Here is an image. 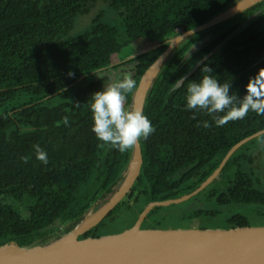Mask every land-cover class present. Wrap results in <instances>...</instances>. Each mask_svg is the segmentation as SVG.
<instances>
[{
	"label": "trees",
	"instance_id": "trees-1",
	"mask_svg": "<svg viewBox=\"0 0 264 264\" xmlns=\"http://www.w3.org/2000/svg\"><path fill=\"white\" fill-rule=\"evenodd\" d=\"M100 1L119 15V22L106 24L98 16L88 31L73 35L78 16ZM237 1L0 0V245L15 241L27 247L48 241L59 235L58 226L56 232L51 228L58 221L67 233L94 203L109 199L134 147L120 152L102 146L90 131V96L114 82L120 71L133 72L138 86L168 48L167 40L207 23ZM144 38L159 44L145 54L121 58L124 49ZM204 64L221 83L231 82L230 92L245 94L249 80L264 68V2L185 40L166 61L143 112L155 131L139 140L144 163L126 199L139 192L146 205L189 194L235 145L264 130V116L254 112L205 128L204 121L211 123L208 115L197 112L194 118L185 110L187 86L202 78ZM182 76L187 80L177 87ZM135 90L127 94L126 109L132 107ZM257 143L261 145L254 146ZM36 144L48 153L46 165L35 158ZM94 181L96 190L90 192ZM220 187L219 196L214 182L186 204L204 198L216 199L221 208L264 203V135L230 158ZM238 214L227 218L224 226H249ZM105 223L82 238L113 234ZM133 223L128 221L117 232ZM171 223L176 218L154 220L147 227L166 228Z\"/></svg>",
	"mask_w": 264,
	"mask_h": 264
},
{
	"label": "water",
	"instance_id": "water-1",
	"mask_svg": "<svg viewBox=\"0 0 264 264\" xmlns=\"http://www.w3.org/2000/svg\"><path fill=\"white\" fill-rule=\"evenodd\" d=\"M263 2L264 0H238L207 23L181 34L182 37L177 35L166 41L169 44L166 51L140 79L131 108L144 112L152 85L171 54L185 40L223 24ZM262 135L264 130L235 145L217 170L192 193L178 199L149 204L134 225L121 232L82 238L111 214L140 177L144 162L142 147L138 141L128 168L113 187V193L107 202L98 209H89L74 229L49 244L27 247H20L15 241L4 244L0 247V264H264V225L205 229L196 225L190 228H142L146 216L154 207L188 202L218 178L226 163L241 147Z\"/></svg>",
	"mask_w": 264,
	"mask_h": 264
},
{
	"label": "clouds",
	"instance_id": "clouds-1",
	"mask_svg": "<svg viewBox=\"0 0 264 264\" xmlns=\"http://www.w3.org/2000/svg\"><path fill=\"white\" fill-rule=\"evenodd\" d=\"M200 72L203 73L202 78L192 80L187 86L185 110L192 111L194 118L197 112L208 115L211 123L206 120L202 124L203 127H220L229 121L242 120L249 112L264 116V68L249 80L242 97L230 92L231 82L221 83L214 75V70L207 64L200 68ZM68 75L73 76L74 73L69 72ZM186 80L187 76H182L176 86L181 87ZM136 87L137 81L133 72L124 71L119 79L107 85L103 84L101 91L90 96V131L102 146L106 144L125 152L132 149L141 138L148 139L155 131L152 122L141 110L125 108L127 94L133 92ZM63 122L67 125L68 118L65 117ZM33 150L35 158L46 165L47 151L39 144L34 145Z\"/></svg>",
	"mask_w": 264,
	"mask_h": 264
},
{
	"label": "flooded vegetation",
	"instance_id": "flooded-vegetation-1",
	"mask_svg": "<svg viewBox=\"0 0 264 264\" xmlns=\"http://www.w3.org/2000/svg\"><path fill=\"white\" fill-rule=\"evenodd\" d=\"M151 49V48H150ZM135 57V56H133ZM130 58V57H128ZM121 71L119 72V76H117V78L119 79L120 76H121ZM226 157V156H225ZM224 157V158H225ZM233 157V156H232ZM231 157V158H232ZM224 160V159H223ZM222 160V161H223ZM230 160V159H229ZM229 162V161H228ZM228 162L226 163V165L228 164ZM222 163V162H221ZM225 165V167H226ZM220 166V165H219ZM224 167V169H225ZM224 169L222 170L221 174L223 173ZM217 170V169H216ZM215 170V171H216ZM214 171V172H215ZM221 174L218 176V178L214 181L216 182L217 184V189H218V193H217V196H219L221 194V188L220 185H221ZM205 182V181H204ZM213 182V183H214ZM212 183V184H213ZM202 184V183H201ZM200 184V185H201ZM211 184V185H212ZM199 185V186H200ZM209 187V186H208ZM207 187V188H208ZM133 188V187H132ZM198 188V187H197ZM196 188V189H197ZM206 188V189H207ZM195 189V190H196ZM205 189V190H206ZM194 190V191H195ZM204 190V191H205ZM215 191V190H214ZM192 193V192H191ZM202 193V192H201ZM132 194V190L131 192L127 195V197L129 195ZM190 194V193H189ZM200 194V193H199ZM187 195V194H186ZM198 195V194H197ZM196 195V196H197ZM184 196V195H183ZM194 196V197H196ZM182 197V196H181ZM193 197V198H194ZM110 198V197H109ZM180 198V197H179ZM178 199V198H176ZM192 199V198H191ZM190 199V200H191ZM171 200H174V199H171ZM189 200V201H190ZM108 201V200H107ZM106 201V202H107ZM167 201V200H166ZM98 202L100 203H105V200H99ZM158 202H163V201H158ZM97 203V202H96ZM153 202H150L148 204L145 205L144 201L142 200H139V192L136 194H133L132 197H129L128 199H126V201L124 203H121L119 204L118 206H120L118 208V206L115 208L117 209L118 208V211L113 213L115 211V209L111 212V214H109L103 221H105L106 223L105 224H109V225H116V227H118L119 225H123L125 223H127L128 221H132L135 223V221L140 217V215L142 214V212L145 210V208L151 204ZM190 205V206H189ZM236 205V204H235ZM238 207H243V206H249V207H252V206H261L260 210H257L255 211V214L257 217H263L264 218V203H248V202H244V203H239L237 204ZM181 207H183L181 209ZM158 208H166L164 210H160V211H156L155 214H152L156 209ZM172 209H175L176 211H174L177 215L174 217L176 218V225L174 226V228H177V227H183V228H190L191 226L193 225H196L198 226L199 228H202V229H205V228H209L206 226V223L205 222H208V221H211V220H214V219H223L226 221L225 218H218L219 215H226L228 212H229V207H225V208H221L220 205H219V202L216 200V199H212L211 201L210 200H207V198H204V199H199L197 201H194L190 204H186V203H181L179 205H168V206H158V207H154L150 213L146 216L143 224H142V228L144 229H152V228H149L147 226L151 225L152 226V222L155 220H167V213L169 211H171ZM213 212V213H212ZM195 213H197V215H194ZM86 214V213H85ZM137 214V215H136ZM239 215V214H238ZM85 216V215H84ZM243 218H246L249 222H250V219L249 217H246V216H243ZM173 218V219H174ZM102 221V222H103ZM101 222V223H102ZM133 223V225H134ZM57 224V223H56ZM107 224V225H108ZM164 224V223H163ZM99 225V224H98ZM97 225V226H98ZM132 225V226H133ZM161 225V224H160ZM216 224H213L211 226H216ZM253 224L250 222L249 226H252ZM131 226V227H132ZM227 226H228V223H227ZM161 227V226H159ZM130 228V227H129ZM157 228V227H155ZM211 228V227H210ZM212 228H215V227H212ZM125 228H123L122 230H124ZM55 235L51 238H49L48 240H51L52 238H54ZM57 237V236H56ZM12 242V241H11ZM47 242V241H45ZM45 242H37L31 246H43L45 245ZM51 242V241H50ZM10 243V242H9ZM3 246V245H0V247Z\"/></svg>",
	"mask_w": 264,
	"mask_h": 264
},
{
	"label": "rangeland",
	"instance_id": "rangeland-1",
	"mask_svg": "<svg viewBox=\"0 0 264 264\" xmlns=\"http://www.w3.org/2000/svg\"><path fill=\"white\" fill-rule=\"evenodd\" d=\"M98 6H94L90 9V11L85 14V15H79L77 20H76V24H75V28L73 31V35H80L82 33H85L86 31H88L93 23V20L95 18H97L98 16H100V19L103 23L106 24H116L119 22L120 18L119 15L108 5V3L104 2V1H100L98 2ZM168 41V40H167ZM159 44V43H158ZM156 43H151L147 38L144 39H140L138 42L135 43V45L133 44L131 47H128L126 49L123 50L122 56L121 57H133L134 55H137L138 53L148 50L149 48H153L154 46L158 45ZM131 57V58H132ZM118 79V78H117ZM116 79V80H117ZM115 80V81H116ZM129 109H132L131 107ZM256 145H261V144H254V146ZM253 146V147H254ZM258 166H261L263 164V159H259L258 160ZM96 190V185H95V181L94 183L89 184L88 186V191H92L94 192ZM126 199V198H125ZM104 203H94L93 206L91 208L93 209H98L101 205H103ZM90 208V209H91ZM261 206H243V207H238V205H232L229 207V212L226 215H219L218 218H229L233 215H235L236 213L241 214L243 216L249 217L250 222L253 225H264V218L263 217H257L255 214V211L260 210ZM176 211L175 209H172L171 211H169L167 213V220L166 222L172 220L177 214L174 212ZM227 221V220H226ZM225 220L221 219H214L206 223L207 227H215L216 226H220V227H225L224 223H226ZM62 221H58L57 224L55 226L52 227V229L54 228L55 232H56V226L57 230L59 231V235L54 238H52L51 240H48L47 242H45L46 244L51 243L52 241L58 240L59 238L63 237L65 234L69 233V232H64L62 231L64 225L61 224ZM216 226H211L213 224H216ZM108 224V223H107ZM177 223H171V226H168L170 228H173ZM122 227V225H119L118 227H116V225H107V230L110 231L111 233H117L118 229H120ZM113 233V234H114ZM51 241V242H50Z\"/></svg>",
	"mask_w": 264,
	"mask_h": 264
},
{
	"label": "crops",
	"instance_id": "crops-1",
	"mask_svg": "<svg viewBox=\"0 0 264 264\" xmlns=\"http://www.w3.org/2000/svg\"><path fill=\"white\" fill-rule=\"evenodd\" d=\"M139 40H140V39H139ZM139 40H136L134 43H132V44L130 45V47H131L133 44L135 45V43L138 42ZM134 56H136V55H134ZM131 57H132V56H131ZM131 57H130V58H131ZM121 58H122L123 60L129 59L128 57H125V56H124V57H121Z\"/></svg>",
	"mask_w": 264,
	"mask_h": 264
}]
</instances>
